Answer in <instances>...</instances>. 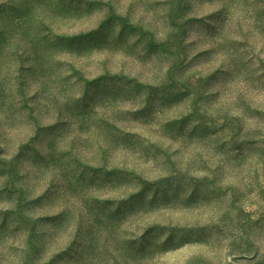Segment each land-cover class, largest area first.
Segmentation results:
<instances>
[{"label": "rangeland", "instance_id": "obj_1", "mask_svg": "<svg viewBox=\"0 0 264 264\" xmlns=\"http://www.w3.org/2000/svg\"><path fill=\"white\" fill-rule=\"evenodd\" d=\"M0 264H264V0H0Z\"/></svg>", "mask_w": 264, "mask_h": 264}]
</instances>
